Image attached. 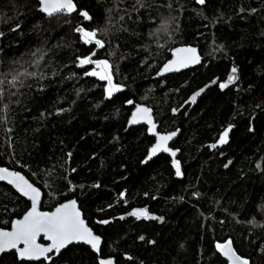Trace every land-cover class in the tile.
<instances>
[{"label": "trees", "instance_id": "obj_1", "mask_svg": "<svg viewBox=\"0 0 264 264\" xmlns=\"http://www.w3.org/2000/svg\"><path fill=\"white\" fill-rule=\"evenodd\" d=\"M73 1L74 13L49 16L37 0H0V166L42 190L43 210L75 199L103 244L40 261L10 251L0 264H227L214 247L227 238L264 264V0ZM180 45L197 46L202 63L155 78ZM99 61L120 89L111 96L87 75ZM136 104L153 109L158 131L180 130L181 179L165 154L143 164L154 137L127 128ZM29 206L0 182L1 229ZM138 209L157 219L129 215Z\"/></svg>", "mask_w": 264, "mask_h": 264}, {"label": "snow or ice", "instance_id": "obj_2", "mask_svg": "<svg viewBox=\"0 0 264 264\" xmlns=\"http://www.w3.org/2000/svg\"><path fill=\"white\" fill-rule=\"evenodd\" d=\"M198 3L203 4L204 0H198ZM41 11L52 16L55 13L67 12L71 13L75 10L73 0H40ZM87 17V13H82ZM81 32L82 39L85 43H95L97 47H103L100 39L96 38L95 31H85L78 29ZM178 52L186 53L187 55L179 57L169 65H165L163 71L179 70L173 67L179 64L180 67H187L189 63H199V57L196 55V50L192 48L179 49ZM92 63L90 58L80 60V65ZM96 67L100 69L99 72L92 71L87 75L98 76L101 80L108 81L107 95L111 96L114 91L120 89L113 85L111 75L108 71L109 65L106 61L96 62ZM236 68L232 69V75L229 76L227 83H221V89L228 87L236 79ZM16 79L15 77L13 78ZM2 83V81H0ZM215 83V81H213ZM201 89L191 97L192 102L196 101V97L203 92ZM131 103V102H130ZM141 120L150 125L149 131L154 132L155 125L152 123L150 110L145 107H137L136 112L133 114L131 123H139ZM228 130H225L221 135L218 143L224 144L227 142ZM175 133L166 136H159L158 143L151 149V155H155L158 151H168L166 142L174 136ZM215 147V145H213ZM175 156V152L172 153ZM176 168V174L181 175L180 166L177 161H173ZM0 180H7L24 196L28 197L32 202L31 210L24 216L22 220L13 222L11 231H0V252L9 249H15L19 257L27 260L39 259L45 257L48 259V253L55 252L59 254L61 249L73 242H84L91 246L93 250L99 251L101 245L100 237L94 235L92 231L85 225L80 217V212L76 209V202L71 201L56 208L52 213H41L37 211V204L40 200V192L37 188L33 187L24 179L23 176L15 172H10L5 168H0ZM129 215L135 216L137 219L141 217L145 219H157V217L149 216L147 210L138 209L131 212ZM106 223V221L104 222ZM43 236L51 241L49 246H41L37 243V237ZM143 239V237H141ZM23 247H18V245ZM216 248L219 253L227 257L231 264H248L246 259H242L233 250L232 242L229 240L226 243H217ZM100 264H111V261L101 260Z\"/></svg>", "mask_w": 264, "mask_h": 264}, {"label": "water", "instance_id": "obj_3", "mask_svg": "<svg viewBox=\"0 0 264 264\" xmlns=\"http://www.w3.org/2000/svg\"><path fill=\"white\" fill-rule=\"evenodd\" d=\"M38 2V11H40L41 13H43L44 15H48L47 13L41 11V4H40V0H37ZM73 4L75 6V10L73 12H71L70 14L74 13L77 9L76 7V4L75 2L73 1ZM78 29H81L80 27L77 28L76 32H79ZM187 48H192V49H195L196 50V55L199 57V63H189L187 67H180L179 64H175L173 65V67L175 68H178L179 70H174V71H163L165 65H169L171 64L173 61H176L179 57L181 56H185L187 55L186 53H181V52H178L179 49H187ZM202 63V56L200 54V51H199V48L197 46H193V45H180V46H176L174 47L172 50H171V53H170V58L160 67V69L158 70V72L154 75L155 78H161V77H164V76H167V75H170V74H174V73H180V72H183V71H186L188 69H192V68H195V67H198L200 64ZM145 107V108H148L150 110V116H151V120H152V123L155 125V130L154 132H150L149 131V127L150 125L146 122H144L143 120H141L139 123H131L132 119H133V114L136 112V109L137 107ZM138 125H144L147 129V133L154 137V142L151 144V146L148 148L147 150V153H146V156L143 160V164H146V163H149L150 161L154 160L155 158L159 157L161 154H165L167 155L169 158H170V164H171V167L173 169V172H174V176L178 179H181L183 177V170H182V165H181V162L180 160H178L177 156L179 154V150L178 149H173L171 147V143L173 142L174 139H176L180 133V130H172V131H167V132H161V131H158V127H159V124L158 122L156 121V118H155V115H154V111L151 107H149L148 105L146 104H136L134 106V108L132 109L128 119H127V128H131V127H135V126H138ZM172 133H175L174 136H172V138L170 140H168L166 142V147L168 148V151H158L155 155H151V149L158 143V137L159 136H166V135H171ZM175 152V156L172 155V153ZM173 161H177L179 163V166H180V172H181V175H177L176 174V168L173 164ZM0 168H5L7 170H9L10 172H15V173H18L19 175L23 176L25 180L28 181L29 184H31L33 187L37 188L40 192V200H39V203L37 204V211L38 212H41V213H52V212H55L56 208L60 207L61 205L63 204H66V203H69L71 201H75L76 202V209L80 212V217L81 219L84 221L85 225L92 231V233L98 237H100L101 239V245H100V250H101V247H102V244H103V239L100 235L96 234L94 232V230L88 225L86 219L84 218V215H83V212L82 210L80 209L79 205H78V202L75 200V199H68V200H65L59 204H57L56 206H54L51 210H43L41 209V202H42V198H43V193H42V190L37 187L35 184H33L23 173L19 172V171H14L13 169H10V168H7V167H4V166H0ZM1 183H4L6 184L7 186L11 187L15 192H17L21 197H23L24 199H26L30 206H29V209L19 218H15L12 222H11V225H10V228L8 229H1L0 228V231H11L12 230V225H13V222L17 221V220H22L24 218V216L31 210L32 208V202L31 200L28 199V197L22 195L14 185L12 184H9L7 182V180H0ZM40 238H43L44 242H39V239ZM231 241L232 242V247H233V250L236 252V254L238 256H240L242 259H246L248 261V264H251L250 263V260L244 256H241L235 249L234 247V244H233V241L231 238H227L223 241H217L214 243V247H215V250L216 252L226 261L227 264H231V262L228 260L227 257L223 256L221 253L218 252L217 248H216V245L217 243H226L227 241ZM37 243L40 244L41 246H49L51 244V241L47 240L43 234H41L40 236L37 237ZM72 244H83L87 247L90 248V250L96 254H99L100 253V250L99 251H96V250H93L91 248L90 245L80 241V242H73L69 245H67L65 248L61 249L64 250L66 249L68 246L72 245ZM18 247H23V245H18ZM10 251H15L18 259L20 260H25V261H40V260H43L45 259V257H40L39 259H34V260H27V259H22L19 257L18 253L16 252L15 249H9V250H6L4 252H0V256L4 253H8ZM53 252H55V250H53ZM53 252L51 253H48V255L52 254ZM56 253V252H55ZM101 260H104V261H111V264H115V259L113 257H105V258H99V264H100V261Z\"/></svg>", "mask_w": 264, "mask_h": 264}, {"label": "rangeland", "instance_id": "obj_4", "mask_svg": "<svg viewBox=\"0 0 264 264\" xmlns=\"http://www.w3.org/2000/svg\"><path fill=\"white\" fill-rule=\"evenodd\" d=\"M99 70H100V69H99ZM99 70H98V71H99ZM96 71H97V70H96Z\"/></svg>", "mask_w": 264, "mask_h": 264}, {"label": "bare ground", "instance_id": "obj_5", "mask_svg": "<svg viewBox=\"0 0 264 264\" xmlns=\"http://www.w3.org/2000/svg\"><path fill=\"white\" fill-rule=\"evenodd\" d=\"M43 239V238H42ZM44 241V240H43Z\"/></svg>", "mask_w": 264, "mask_h": 264}]
</instances>
